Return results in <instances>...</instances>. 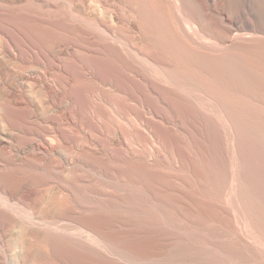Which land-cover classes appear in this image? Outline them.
<instances>
[{
	"label": "bare ground",
	"instance_id": "bare-ground-1",
	"mask_svg": "<svg viewBox=\"0 0 264 264\" xmlns=\"http://www.w3.org/2000/svg\"><path fill=\"white\" fill-rule=\"evenodd\" d=\"M11 13L16 14L14 17L17 18V22L19 23V28L17 26V32L19 35L15 31L14 32L18 36L16 34L14 35H16L17 38L20 36L25 37V34L29 31L30 35L35 37L34 43L30 40V38L28 39V41L30 40V43H33V46H30V51H35V53L38 54L36 51H41L45 39L49 45L54 44L57 47L55 48L56 52H54L53 56H51L52 58L49 57L53 68L47 70V74L54 77L59 75L61 76V79L56 80L55 78L54 80H47L46 74L41 72L40 74H42L43 78L38 82L42 84V87H74L75 89L72 88L74 91H76V89L79 90L78 95L80 97L76 95L78 99H84L83 97L88 95H85V84L89 85L92 82L97 84L106 83L105 85L110 86L111 90L114 87H117V89L123 88L122 90H124V88L126 89V86H131L130 89L132 88V85L136 86L135 88L137 89L135 90H137V93L140 95L138 101L147 111L143 112V117L141 116L143 119L141 118L142 121H140V125L142 128L146 129V132L143 133L146 134L145 138L146 140L148 139L147 141L150 142L154 151L149 149L146 153L145 161L147 166H144L141 163L138 165L140 168L142 165V168L147 170L146 172L144 170V173H149V175L142 174L143 171H140L141 173H138L140 174L139 176H141V174L143 176L137 177V179L134 176L137 181H132V184L135 182L137 186L136 189L125 181L128 177L123 175L124 173L119 175V172H117L119 174H115L116 172L114 173V170L112 172V169L109 170L110 168L108 170L104 169L101 165L104 161L99 163L100 158L98 159L99 162L96 160V163H99L97 166L96 163L93 165L89 163V161H86L85 154L89 151L82 154V157L84 156L83 158H85V160L80 154L79 157H76L78 154H74V156H72L73 154L70 153V150L68 153H70V156L72 157L68 155L63 156V135H65L64 133L66 131L62 129L61 131H64L62 135V133L60 134L57 130H54V128L50 129L48 138H46V135V137H42L40 141L44 146H51V150L46 151V156H42L47 164H44L41 159L36 162L34 161L33 164L36 168H33L32 171L37 172V174H33L34 178H36L35 180H37L39 176H44V178L47 179L46 181H48V177H54L57 182L55 183L52 178L54 183H51L56 187H50L48 189L31 187L30 195L34 198L30 196V198H28L27 195L21 194L20 191L18 192L19 188L22 187V185L20 186L21 181H18L17 183L19 184L18 187L20 186L18 189H16L17 187L15 185L14 188L12 187L13 185L10 186L11 184L9 181H13L14 179V176H12L13 179L9 177L10 173H12L11 175H13V173L18 174L21 171L23 173L22 169L28 165L22 167L21 165L16 164V162L12 161V163H10L9 158L6 157L8 159L7 160L4 156H0V264H8L5 259V254L12 245H16L20 248V261L18 264H28L30 258L36 256L41 257L42 262L38 259L41 264H264V86L263 88L261 87L263 85L262 82L264 83V76L261 75L263 70L260 69L262 68H259V66L256 65V62H259V60L257 59L258 61H256L255 55L252 53V56L254 55L253 60L256 62L251 61V56H249L250 52L247 53L249 57L245 56L246 54L244 55L246 50L248 51V49H251L252 51L254 50L256 52L263 53L264 56V0H0V20H4ZM13 21H15L14 18ZM12 23L9 22V25ZM6 27L9 29L8 26ZM13 27L12 28L16 30L15 25H13ZM1 29L4 28H1L0 26V68L4 74V81L7 80L9 82L12 78H10V76L13 72H16V75L24 73L18 72L23 71V67L26 66L22 67L21 58L23 57L22 55H24L23 52H27V50L23 48L24 43H17L18 41L20 42V40L17 42H11L9 39H7L8 41H3V33L1 32ZM27 34L29 37V33ZM72 34L76 35L73 36L72 39H74V37H78L76 40H79L80 38V43H82H79L78 45L77 41L74 42V40H71V42L67 40V37L65 38L66 35L68 36ZM64 38L66 40H64ZM23 40L25 39L23 38ZM24 42L28 44L26 40ZM73 42L77 45H74ZM14 50L18 51L17 53H19V55L16 51L15 53L12 52ZM43 51L45 50H42V53ZM71 53L76 55L74 56V59L70 61L69 55ZM259 55L261 56L262 54L259 53L257 57H259ZM37 56H39V54ZM60 56L61 58H59ZM68 57L69 62L68 60L64 62L63 59ZM27 60L28 62L26 63H29V60L31 59H26V61ZM62 61L67 64L63 65ZM261 62L263 63L264 61ZM36 64L42 65L41 58L40 60H37ZM31 66L29 67V70L33 71L36 69ZM46 66L44 67L46 68ZM73 66H76V69L73 68ZM221 74L229 78L232 84H223L222 81V84L219 85L218 81L222 76ZM251 75L254 79L251 78ZM22 76L23 75H21V77ZM8 77L10 79H8ZM15 77L12 79H15ZM252 81H255L256 84H253ZM2 82L0 83L2 84ZM93 84L92 86H94ZM31 87L34 89L33 84ZM88 87L87 91H89ZM98 87H101V85L96 87L97 90ZM66 88H64L65 92L67 90ZM4 90L5 89L2 91ZM91 90L93 91L92 88ZM91 90L89 93L92 92ZM106 90L104 91L103 89L101 92H96V99L98 101L96 104L106 101L111 107H113L112 109H114L116 115L123 114L122 104L124 105L123 100H126L127 96L124 98L123 94L122 96L115 94L116 92L114 93V91H116V88L115 90L113 89V92L108 90V94L102 93L106 92ZM131 90L133 91L134 89L132 88ZM131 90L130 94L132 92ZM132 94L134 95V93ZM135 95L137 96L136 92ZM37 96L39 95L37 94ZM135 97H133L134 100L136 99ZM36 98L38 99V97ZM62 98H64V96ZM78 99L76 98L75 100ZM32 100L34 101V99ZM86 101L87 99L85 102ZM235 101L236 103L241 102L250 104V110H248L246 114L252 113L251 115L253 116H251V118L247 116L244 120H238V117L236 118L237 120H235V116L233 114L231 116H234V119L230 117L229 115L231 114V109L233 107L230 110V107H227L232 103L236 104ZM30 102L32 103V101ZM185 102L188 104L190 102L197 108V118L194 123L199 124L201 129L199 126L194 127V129L210 148L209 153L211 154L213 164L212 168L210 167L207 168L209 169L208 171L206 170L209 173V176L214 179V181L218 179L220 180L222 176H228L231 179L230 184L232 187L237 188V190L241 193L239 194L240 198L236 210L243 211L244 209L250 214L249 218L251 216L254 217L252 219L259 224L256 229H259L258 231L261 234L260 236H262L261 240H263V242H261L260 245H258L254 238L253 241L250 239L252 242L241 239L243 240V247L250 253H245L246 251L244 249L245 252L242 251V254H240L241 252L239 249H237V252L239 250L240 253H236L234 252L235 249H220L217 247L219 244L216 246V238L220 236H222L220 238H224L230 234V232L229 234L226 233V235L225 233L223 235L220 233L221 231H224V228L227 225L223 229L221 228L222 230L220 229L218 232L219 228L217 229V222L214 219H218L219 217L212 219V214H208V218L206 217V219L210 222L215 221V224L213 223V226L209 227V231L207 230L210 233L207 234L210 235L209 237H213V239H208L207 237L202 236L203 233H199L200 230H195L197 229V224L200 222V219L203 220L204 217L200 218L201 216L198 215L196 216L197 219H194L195 221L191 220V223H185V220L173 216L168 210L169 207L167 209L165 204V200L167 199H165L166 197L163 198L161 193L164 195L166 192H169L170 194V192L174 191L178 193H185L191 188H189L190 186L188 184H184V182H181L180 184L179 182H173L174 184L170 185L171 183L169 184L167 180H160L159 177H164L165 179L166 176L164 174V176H162L161 173H159L160 171L157 172L158 170L154 169V165L152 163L153 159L151 160V158L155 157L156 154L163 156V153L167 152L176 164L178 163L179 165L181 164L188 167L187 170L190 169L191 172L193 171V176L196 175L195 177L197 178H203L201 173H198L196 168L197 166H195L196 163L192 162V159L194 161V159L197 158H193L192 155L189 154L190 151H182L186 148L182 149L181 147L183 146L178 144L179 142L181 143V140H177L178 143L176 140L174 141L175 138L177 139L180 136L177 135L178 137H176L175 135L178 133L175 128H173L175 125L173 127L171 126L173 129H170L168 125L172 123L174 124L176 119H172L174 122L171 121V117L164 114L166 113L164 112L165 108L162 109L158 106V104L161 103L168 108L172 107L176 110L175 114L178 119L180 118L178 110L180 112L181 109L179 105ZM3 103L1 102L2 105H4ZM78 103L76 104L78 105ZM103 104L104 103H102V105ZM129 105H131V103ZM132 105L130 107H133L134 109V106ZM136 105L137 104L135 103V106ZM95 106L97 107V105ZM103 106L105 108V105ZM22 107L23 106L20 108ZM80 107H82V104ZM126 107L125 111L127 110ZM102 108L103 107L101 106L100 109ZM189 108L191 109L192 107ZM236 108L238 109L242 107ZM50 109L51 107L48 110ZM128 109L130 108L128 107ZM20 111L25 112L22 110ZM106 111L104 112V115L100 114L104 117L106 115ZM93 112L91 113H95L96 117L99 115L98 110L94 113ZM114 112L112 110V113ZM237 112L239 111L237 110ZM241 112H243V108L242 111L240 109L239 113ZM46 113L48 112L46 111ZM184 113L188 114L189 112ZM140 114H138L139 119ZM145 114H150L152 117L148 118ZM246 114L244 113L243 115L246 116ZM8 116V119L6 120L4 117L1 119L0 115V124L3 127L1 138L11 139V141H13V137L10 134L13 133L11 132L12 129H10L11 119H9L10 117ZM181 116L183 115L181 114ZM25 117H28V115ZM183 117L182 120H180L181 122L177 121L179 124H177L179 128L178 130L182 133L186 132L189 134L191 133L189 129L191 128V125L188 121H185ZM100 118L102 117L100 116ZM239 119H241V117ZM14 120L15 119L12 121ZM35 120L34 122L31 121L34 125ZM52 120L55 122L56 119ZM102 121L105 122L104 119ZM134 121H137V119ZM31 122L29 121V123ZM107 122L105 123L106 125ZM119 122H117V124ZM16 125L18 124L16 123ZM124 126L126 127V125ZM139 126L137 128H139ZM95 129H97L96 126ZM90 130L92 131V128H90ZM99 131L101 130H98L97 132ZM17 133L19 134V132ZM42 133L44 134V132ZM173 133H175V138L173 137ZM111 135H113V133ZM139 135L140 134L138 133V138L141 136ZM95 137L96 136L94 135V139ZM67 138L69 140L70 136H67ZM98 138L100 139V137ZM19 139L22 140L23 138L19 135ZM73 139L75 140V137ZM142 139L140 141L138 139L137 140L138 142H141ZM185 139L186 138L183 140ZM82 141L85 142H78V145L82 143L84 145V143H86V140ZM198 141L199 138L197 142ZM186 142L185 144H187ZM192 143L194 142L192 141ZM8 144L11 145L10 142H8ZM21 144L23 145L22 142ZM155 144L157 146H154ZM185 144H183L184 147L186 146ZM196 146L197 145H194L193 148ZM130 147L133 146L130 145ZM112 151H115V149L113 150L112 148ZM77 152L79 153V151ZM116 152L118 153V150ZM140 152L142 153L141 150ZM203 152L202 154L204 155L205 152ZM198 153L201 154L200 151L197 152V154ZM0 154L3 153L0 151ZM143 154H141V156ZM122 156L123 155H121V158ZM205 157L206 156H203L202 159ZM87 158L89 159V156H87ZM117 158L115 156L116 160H118ZM130 160H132L131 157ZM61 161L67 164V168H60L63 166ZM204 162L201 160V164H206V162ZM209 163H211L210 160L208 164ZM176 164L173 165L177 166ZM111 165H113V163ZM117 166L114 165V167ZM107 167H110V165L108 164ZM119 167L120 166H118V168ZM158 167L162 168L161 166ZM142 168L141 170H143ZM128 169L130 171V168ZM115 170H117V168ZM32 171L31 173H33ZM26 172H28V170ZM26 172L24 171V173ZM156 173L161 175L158 177L159 180L154 178V174L156 175ZM150 174L153 175L154 179H152ZM170 174H172L174 178L176 177L173 173ZM26 175H24V177H20L21 175L18 177L24 180ZM184 175L182 174L181 176ZM173 176H171V178ZM18 177L16 175V181ZM186 177L185 179L188 182V175ZM20 178L18 180H20ZM28 178L30 179V177L25 179L27 180ZM45 179L42 180V184ZM152 180L156 181L153 182ZM226 180L223 184L227 187L229 186V179L227 181ZM201 182L204 181L202 180ZM219 183H221V181ZM198 184L201 186V183ZM205 185H207V183ZM220 186L219 188L223 187ZM191 187L193 188L192 185ZM226 191L229 193L232 192V190L231 192L230 190ZM196 192L199 191L197 190ZM216 192L218 193V190ZM232 194H229L231 195V198ZM181 195L182 194H177L178 198ZM198 196H201L200 193L196 194L194 197L195 203L193 202L196 208L204 202L207 203L205 198ZM189 199H191V197H189ZM232 201L235 202L234 200ZM185 202H187V200ZM218 202L220 203V201ZM180 203L181 202H178L179 205H181ZM188 203L189 202L185 204L189 205ZM173 204H175V200ZM209 204L210 203H208V205ZM216 204L217 202L215 205ZM183 205L181 206L183 207ZM205 205H202V207ZM235 205H231L233 209ZM201 208H198V211L202 210ZM204 208L206 209L208 206L203 207V210ZM185 211H183V213H185ZM226 211L227 213H230V209L229 211L228 209ZM191 212L193 214V211ZM177 213L179 214V212ZM180 214L182 216L181 211ZM223 214H225L224 211ZM226 214L224 216H226ZM202 215L206 216L204 213ZM230 215H233L232 212ZM227 216L229 215L227 214ZM223 218L224 217H222V219ZM230 219L228 220L230 221ZM5 220L10 222V228L6 232L3 231L4 229H1L3 227H1V224ZM239 220H242V218ZM247 220L244 221V225L247 223ZM253 221L251 222L253 223ZM205 222L207 221H204L203 223ZM257 223H254V225H257ZM241 224H237L238 227H242ZM248 224L250 225V222ZM201 225L202 223L200 226ZM221 226L222 224L220 227ZM251 226L254 229L253 225ZM201 227L200 229H202ZM244 227L246 228V226ZM228 230L230 229L228 228ZM247 230L245 229V231ZM252 237L253 236L251 234V238ZM229 240L231 239L226 238V243H228ZM237 241L241 242L239 240ZM230 243L231 244L226 245H233L234 247L241 244L238 247H242V243H238V245H234L232 242ZM15 261H13V263Z\"/></svg>",
	"mask_w": 264,
	"mask_h": 264
},
{
	"label": "rangeland",
	"instance_id": "rangeland-1",
	"mask_svg": "<svg viewBox=\"0 0 264 264\" xmlns=\"http://www.w3.org/2000/svg\"><path fill=\"white\" fill-rule=\"evenodd\" d=\"M11 15V16H10ZM7 18H5V19H7V20H0V26H1V28H4V29H1V32L3 33V41H8L7 39H9L11 42H17L18 40H20V42L18 41L17 43H21V44H23L24 43V45H23V48L25 49V50H27V52H29L30 50H31V47L33 46V43H34V41H35V37L34 36H32V35H30V32L28 31L27 33H29V37L27 36L28 34L26 33L25 34V37L24 36H20V37H18L17 38V36L19 35L18 34V32H17V26H18V28H19V23L17 22V18H15L14 16H16V14H14V13H11ZM10 17V18H9ZM12 18V19H11ZM13 18H14V20L15 21H13ZM11 19V20H10ZM7 21V22H6ZM9 22H13L12 24H10L9 25ZM16 23V24H15ZM12 25V26H11ZM13 25H15V29L16 30H14L13 28ZM3 26V27H2ZM5 26V27H4ZM6 26H8L9 27V29L6 27ZM13 27V28H12ZM7 30H6V29ZM11 28V29H10ZM13 29V30H12ZM6 30V31H5ZM10 30V31H9ZM18 34H16L15 32ZM4 32H5V34H4ZM6 32H8V33H6ZM10 32H12V33H10ZM2 33H1V38H2ZM9 36H8V35ZM12 34V35H11ZM14 34H16V35H14ZM11 35V36H10ZM5 36V37H4ZM31 36V37H30ZM68 36H71V37H68ZM66 35L65 36V38L67 37V40L68 41H73L74 40V42H76L77 41V44L79 45V43H80V38H79V40H76L78 37H74V39H72L73 38V36H76L75 34L73 35ZM20 38H22V39H20ZM23 38L28 42V44H30V45H28V44H26V42H24L25 40H23ZM30 38V40L33 42H29L28 41V39ZM64 38V40H66ZM69 38V39H68ZM15 39V40H14ZM33 39V40H32ZM23 40V41H22ZM46 39L44 40V43H43V47H42V49H41V51L39 52V51H36L38 54H39V56H37L38 54H36L35 53V51H30L31 52V54H30V52L29 53H27L26 51H24L23 52V54L25 55H22L23 57V59L21 58V65H22V67L23 66H25V67H23V71H19V70H17V71H19L18 73H21V72H24V73H21V74H18V75H16V72H13L12 73V75L10 76V78L12 77V78H14L15 76V79H10L9 77H8V79H10L9 80V82L6 80V81H4V74H3V72H2V70H1V68H0V76H1V78H0V82H2V88H1V85H0V101L4 104V105H2L1 104V102H0V109H1V111H0V115H1V119L4 117L6 120L8 119L7 118V116L8 117H10L9 119H11L10 121H11V124H10V129H12L11 130V132H13V133H10L11 135H12V137H13V141H11V139H2L1 137H2V132H3V127H2V125L0 124V151H1V153H3V154H0V156L2 157V156H4L5 157V159H7V158H9V162L10 163H12V161L13 162H16V164H19V165H21L22 167H24V166H26V165H28V166H26V167H24L22 170H23V173H22V171L21 172H19L18 174L17 173H13V175H11L12 173H10L9 174V177H11L12 178V176H14L12 179H13V181L12 180H9L10 181V186H12L13 188H14V185L17 187H15L16 189H18L21 185H22V187H20L19 188V190H18V192L20 191V193L21 194H23V195H27L28 196V198H30V197H32V195H30L31 194V187H36V188H38V187H40V188H45V189H48V188H52V187H56L54 184H52V183H56L57 182V180L54 178V177H48V181H46L47 179H45L44 178V176L43 177H38V176H36V177H38V179L37 180H35L36 178H34V173L35 174H37V172L36 171H32L33 170V168H36L35 166H34V164H33V162L35 161H38V160H40L41 159V161L44 163V164H47V162L44 160V158H42V156H46V154H47V152L46 151H50L51 150V146L50 145H47V146H44L43 144H42V142H40L41 141V139H42V137H46V135H47V137L46 138H48V134H49V130L50 129H53L54 128V130H57L60 134L62 133V135H63V133H64V131H66L64 134L65 135H63L64 136V144H63V146L62 147H64V149H62L63 150V156H70L71 154H73L72 156H74V154L76 155V154H78V155H76V157L78 156H80L81 155V157H82V154H85L87 151H89V152H87V154H85V158H86V161H89V163H91V164H93V165H95V163H96V160H97V162H99V163H101V161L104 163H101V165H102V167L104 168V169H106V170H108L109 168V170H111L112 172H113V170H114V173L115 174H119V175H122L123 173V175H125V176H127L128 177V179H126L125 181L128 183V184H130L131 186H133L134 188H136L137 189V186H136V184H135V182H133V184H132V181H137L136 179H137V177H141V176H143L142 174H145L144 173V170H145V172L147 171L146 169H143L142 168V165H144V166H147V164H146V161H145V156H146V153L148 152V150L149 149H151L152 151H154V149H153V147H152V145L150 144V142L149 141H147L146 140V134H144L143 132H146V129H144V128H142V126L140 125L141 124V122L140 121H142V114H143V112H147L146 111V109L144 108V107H142L141 106V104L139 103V101H138V99L140 98V95L137 93V90H135V89H137V88H135L136 86H133L132 85V88L135 90H131L130 89V87L129 86H126V89L124 88V90H122L121 88H118L117 89V87H114V88H112V90H111V88H110V86H108V85H105L106 83H95V82H92L91 84H85V87H86V93H85V95L86 94H88V95H86V96H84L83 98L84 99H78V97H80L78 94V92H79V90L78 89H76V91H74L73 89H75L74 87H70V86H68L67 88L66 87H55V88H45V87H42V84H40V82H38V81H40L42 78H43V76H42V74H40L41 72L42 73H45L46 74V78H47V80H54L55 78H56V80L57 79H61V76H52V75H50V74H47V70H49L50 68H53V66H52V64H51V62H50V58H52L51 56H53V53L54 52H56V49L55 48H57L56 47V45H49L48 44V42L46 41ZM71 41V42H72ZM73 42V43H74ZM48 44V46H47V44ZM82 43V42H81ZM80 43V44H81ZM26 44V45H25ZM76 43H74V45H77ZM32 45V46H31ZM31 46V47H30ZM51 46H52V48H51ZM21 47H22V45H21ZM29 47H30V49H29ZM44 48V49H43ZM51 48V49H50ZM42 50H45V51H43V53H42ZM50 50V51H49ZM15 51L16 50H14V51H12V52H14L15 53ZM49 51V52H48ZM251 49H248V51L246 50V53L244 52V55L245 56H248V54L247 53H249L250 52V54H249V56H251V61H255V60H253V56L255 55V58H256V61H258L259 60V62H256V65L257 66H259V68H262V69H260V70H263L264 71V67H262V66H264V62L262 63L261 61H264V56H263V53H261V52H256V51H252ZM18 51H16V53H17ZM13 53V54H14ZM27 53V54H26ZM36 55H35V54ZM45 53V54H44ZM47 53H48V55H47ZM252 53L254 54L253 56H252ZM262 54L261 56L259 55V57H257V55L258 54ZM18 55H19V53H17ZM17 54H16V56H17ZM40 54H42V55H40ZM45 55V56H44ZM76 54H70L69 55V57H70V61L71 60H73L74 59V56H75ZM29 56V57H28ZM34 56V57H33ZM35 56H37V57H35ZM40 56H42V57H40ZM248 56V57H249ZM262 56H263V58H262ZM33 57V58H32ZM50 57V58H49ZM69 57L68 58H66V59H63V61L64 62H66L67 60H68V62H69ZM40 58H41V63H42V65L40 64V65H38V64H36L37 63V60L39 59L40 60ZM49 58V59H48ZM59 58H61V56L59 57ZM72 58V59H71ZM254 58V59H255ZM26 59H31V60H29V63H26V62H28V60L26 61ZM34 59V60H33ZM258 59V60H257ZM34 62H33V61ZM47 60V61H46ZM261 60V61H260ZM62 61V64L63 65H66L64 62ZM31 62V63H30ZM43 62H44V65H43ZM46 62V63H45ZM25 63V64H24ZM34 63H35V65H34ZM51 64V65H50ZM259 64V65H258ZM31 65H33V66H31ZM47 65V66H46ZM28 66V67H27ZM35 67L36 69H34L33 71L32 70H29V67ZM38 66V67H37ZM44 66H46V68L44 67ZM70 66V65H69ZM41 67V68H40ZM71 67V66H70ZM40 68V69H39ZM73 68H75L76 69V66H73ZM40 71V72H39ZM263 71H262V76H264V73H263ZM32 72V73H31ZM36 72V73H35ZM25 74V75H24ZM13 75H14V77H13ZM21 75H23L22 77H21ZM222 76H221V78L219 79V85H221L222 84V81H223V84H226L227 83V85H231L232 84V82L229 80V78H227V77H225V76H223V74H221ZM57 77H59V78H57ZM17 78H18V80H17ZM21 78V79H20ZM52 78V79H51ZM251 78L252 79H254L253 77H252V75H251ZM33 80H34V82H33ZM36 80V81H35ZM31 81V82H30ZM11 83H14V84H11ZM30 83H32L33 84V86H34V89H32V84H30ZM37 83V84H36ZM94 83V84H93ZM252 83L253 84H256V82L254 81H252ZM36 84V85H35ZM92 84L94 85V86H92ZM261 84V83H260ZM263 84V85H262ZM262 88H263V86H264V83L262 82ZM7 85V86H6ZM30 85V86H29ZM96 85V86H95ZM101 85V87H98V90H97V86H100ZM12 86V87H11ZM88 86H90V87H88ZM104 86H105V88H104ZM260 86V85H259ZM8 88V89H6V88ZM31 87V88H30ZM35 87H36V89H35ZM38 87V88H37ZM87 87H88V90L90 91L91 90V88L93 89V91L92 92H90L89 93V91H87ZM108 87H109V89H108ZM233 87V86H232ZM28 88V89H27ZM61 88V89H60ZM64 88H66L67 90H66V92H65V90H64ZM96 90H95V89ZM101 88H103L104 89V91L106 90V92H102V93H104V94H108L109 93V91L108 90H110V92L112 91L113 92V89L115 90V88H116V91H114V93L115 94H118L119 96H122V94H123V97L125 98V96H127V99L125 100H123L124 101V105L122 104V108H123V114H121V115H116L115 114V112H114V109H112L113 107H111L106 101H104V102H102V103H104L103 105H105V108H104V106L102 105V103H100V104H96V103H98V101H97V99H96V95H97V93L96 92H101L103 89H100ZM128 88V89H127ZM3 89H5L4 91H7V92H4V91H2ZM30 89V90H29ZM41 89V90H40ZM34 90V91H33ZM36 90V91H35ZM40 90V91H39ZM43 90V91H42ZM47 90V91H46ZM49 90V91H48ZM51 90V91H50ZM122 90V91H121ZM130 90L132 91L131 92V94H130ZM10 91V92H9ZM32 91V92H31ZM75 93H73V92ZM40 92H42V93H40ZM63 92V93H62ZM77 92V93H76ZM88 92V93H87ZM127 92H129V93H127ZM135 92H136V94H137V96L135 95ZM264 92V91H263ZM5 93V94H4ZM13 93V94H12ZM32 94V96H31V94ZM35 93H36V95H35ZM47 93V94H46ZM70 93H71V95H70ZM132 93H134V95L132 94ZM10 94V95H9ZM37 94L39 95V96H37ZM43 96V98H42V96ZM58 94V95H57ZM62 94V95H61ZM93 94V95H92ZM128 94H130V95H128ZM35 95V96H34ZM68 95V96H67ZM70 95V96H69ZM76 95H78V97L76 96V98L78 99V100H75L76 98H75V96ZM89 95H91V96H89ZM132 95V96H131ZM6 96V97H5ZM22 96V97H21ZM41 96V97H40ZM61 98H60V97ZM64 96V98H62ZM88 96V97H87ZM94 96V97H93ZM131 96V97H130ZM136 96V97H135ZM3 97V98H2ZM36 97H38V99L36 98ZM67 99H66V98ZM68 97H70V98H68ZM72 97V98H71ZM91 97H92V99H91ZM130 97V98H129ZM133 97H135L136 99L134 100V98ZM51 98V99H50ZM53 98V99H52ZM56 98V99H55ZM87 99V101L88 100H90V101H88V103H90V104H88L87 103V101L85 102V100ZM32 99H34V101L32 100ZM42 99V100H41ZM45 99V100H44ZM47 99V100H46ZM131 99V100H130ZM142 99V98H141ZM39 100V101H38ZM74 100V101H73ZM84 100V101H83ZM128 100V101H127ZM133 100V101H132ZM138 102H137V101ZM30 101H32V103L30 102ZM41 101H42V104H41ZM63 101V102H62ZM81 101V102H80ZM94 101V102H93ZM136 101V102H135ZM8 102V103H7ZM55 102V103H54ZM66 102V103H65ZM69 102V103H68ZM78 102H80V103H78ZM85 102V103H84ZM23 103V104H22ZM40 103V104H39ZM45 103V104H44ZM76 103H78V105L76 104ZM94 103V104H93ZM123 103V102H122ZM131 103V105L132 106H134V109H135V111H134V109H133V107L131 108L130 106L131 105H129ZM135 103L138 105V107H137V105L135 106ZM235 103H236V101H235ZM237 103H239V104H237ZM236 104H234V103H232V104H230V105H228V107H227V105H226V107L227 108H229V110L231 109V114L229 115L230 117H232L231 115L233 114L234 116V118H235V120H244V119H246V117L248 116L249 118H251V116H253V115H251L252 113H248V114H246L247 113V111L248 110H250V108L249 107H251V105L250 104H248V103H241V102H237ZM74 104V105H73ZM81 104H82V107H80L81 106ZM92 104V105H91ZM128 104V105H127ZM183 104V105H182ZM185 104H186V106H185ZM33 105V106H32ZM35 105V106H34ZM77 105V106H76ZM95 105H97V107L95 106ZM103 107L102 109H100L101 108V106ZM189 105V106H188ZM190 105H192V103H190L189 102V104L188 103H181V105H179L180 106V112H179V110H178V113L180 114V118H178L177 119V117H176V114H175V112H176V110H174L172 107H170V108H168L167 106H165V105H163V104H161V103H159L158 104V106L159 107H161L162 109H164L165 108V111L164 112H166V113H164L163 111V113L164 114H166V115H168V117L170 116L171 118H170V120L171 121H173L174 122V120L176 119V121L174 122V124L172 123V124H169L168 126L170 127V129H173V128H175V130L178 132V133H173V135L175 134L176 135V137H178V136H180L179 138H175V135L173 136L175 139H174V141L176 140H181V143L179 142L178 143V141H177V143L180 145V146H183V147H181L182 149L183 148H186V149H183L182 151H184V150H186L187 152H189V154H191L192 155V157L193 158H197V159H194V161H193V159H192V162H194V163H196V165L195 166H197L196 168H197V170H198V173H201V176L203 177V178H197V177H195L196 175H194L193 176V171L191 172V170L189 169V170H187V168L188 167H185V166H183V165H179L178 163L176 164L174 161H173V159L171 158V156H170V154H168L167 152H164L163 153V156H159L158 154H156L155 155V157H153V158H151V160H152V163H153V165H154V169H156V170H158L157 172H159V173H161V175L162 176H166L165 177V179H164V177H162V178H160L159 176H161V175H159V174H157L156 173V175L154 174V178L155 179H158V177H159V179L160 180H167V182L170 184V185H172V184H174L173 182H179V184L181 183V182H184V184L186 183V184H188L190 187L189 188H191L190 190H188V191H186L185 193H178V192H176V191H174V192H170V194H169V192H166V194L164 195L163 193H161V195H162V197L163 198H165V199H167V200H165L166 201V206H167V209H168V207H169V211H170V213H172V215L173 216H176V217H179V218H181L182 220H185L184 222L185 223H191L192 221H195L194 219H197V217L196 216H201L200 218H203V220L202 219H200V222L202 223V227L200 226V222H198V224H197V229H195V230H200L199 231V233H203L202 234V236L204 237H207L208 239L210 238V239H213V237H209L210 235H208V234H210L208 231V229H209V227H211V226H213L212 224L214 223L215 224V221L217 222V229H218V232L220 231V229L222 228H224L226 225V227L224 228V231L222 232H220L221 233V235H223L224 233H225V235H226V233L227 234H229V232H230V234L227 236V237H224V238H220V237H222V236H220V237H218V238H216L215 239V244H216V246L218 247V248H223V249H228V248H230V249H235V251L234 252H236V253H238L239 252V250H240V254H242V251L243 252H245V253H250L249 251L247 252V250L243 247V240H248V241H250V242H252L253 241V238H254V240L258 243V245H260L261 244V242H263V240H261V238H262V236H260L261 234L259 233V229L257 230L256 228H258V226H259V224L257 223V222H255V220L254 219H252V218H254V217H250L249 218V216H250V214L248 213V212H246L244 209H243V211H237L236 210V207L238 206V201H239V198H240V195L239 194H241L240 193V191L239 190H237V188H234V187H232V185L230 184L231 183V179L228 177V176H222V177H224V178H220V180L218 179V180H215L214 181V179H212L210 176H209V173L207 172L209 169H207V168H212V164H213V160H212V157H211V154L209 153V146H208V144L202 139V138H200V136L197 134V132H196V130L194 129V127H198L199 126V128H200V125L199 124H197V123H194L195 121H196V113H197V108L194 106V105H192V106H190ZM235 105H236V107H242L243 108V112H241V113H239L240 112V109H241V111H242V108H236L235 107ZM249 105V106H248ZM21 106H23L22 108H20ZM40 106V107H39ZM45 108H44V107ZM69 106V107H68ZM94 106V107H93ZM107 106H108V108H107ZM126 106H128L130 109H128V107H126ZM184 106H185V108H184ZM188 106V107H187ZM41 107H43L44 108V110H43V108H41ZM51 107V109L50 110H48L49 108ZM77 107V108H76ZM87 107H88V109H87ZM91 107V108H90ZM93 107V108H92ZM125 107H126V109L127 110H129V111H125ZM136 107V108H135ZM140 107V108H139ZM189 107H192L191 109L189 108ZM246 107H248V108H246ZM82 110H81V109ZM84 108V109H83ZM100 110H99V109ZM107 108V109H106ZM245 108V109H244ZM23 109H26V110H23ZM47 109V110H46ZM90 109V110H89ZM139 109H140V111H139ZM183 109V110H182ZM190 109V110H189ZM236 109V110H235ZM8 110V111H7ZM17 110H19V111H17ZM20 110H22V111H25V112H21ZM36 110V111H35ZM81 110V111H80ZM84 110H86V111H84ZM96 110H98V113H99V115L96 117V115H95V111ZM106 111V115L103 117V115L105 114L104 112ZM112 110H113V112L114 113H112ZM144 110V111H143ZM237 110L239 111V112H237ZM7 111V112H6ZM31 111V112H30ZM46 111L48 112V113H46ZM82 111H83V113H82ZM88 111V112H87ZM90 111V112H89ZM94 111V112H93ZM100 111V112H99ZM101 111H103V112H101ZM134 111V112H133ZM169 111V112H168ZM235 111V112H234ZM245 111V112H244ZM45 112V113H44ZM56 112V113H55ZM77 112V113H76ZM91 112H93L94 114H92ZM126 112V113H125ZM137 112V113H136ZM140 112H141V114H140ZM167 112H168V114H167ZM182 112V113H181ZM184 112H189L188 114H185ZM7 115H6V114ZM103 114V115H101V114ZM235 113V114H234ZM246 114V116L245 115H243V114ZM28 115V117H25V116H27ZM115 114V115H114ZM134 114V115H133ZM138 114H140V119H139V115ZM172 114V115H171ZM175 116H174V115ZM178 114V115H179ZM181 114L184 116H181ZM6 115V116H5ZM13 115V116H12ZM48 115V116H47ZM57 115V116H56ZM89 115H91V116H89ZM95 115V116H94ZM111 117H110V116ZM114 115V116H113ZM129 115V116H128ZM241 115V116H240ZM242 115H243V117H242ZM250 115V116H249ZM16 118H15V117ZM25 118H24V117ZM53 116V117H52ZM75 116H76V118H75ZM93 116V117H92ZM100 116L102 117V118H100ZM117 116V117H116ZM142 116V117H141ZM145 116H148V118H150V117H152L150 114H145ZM241 117V119H239L240 117ZM47 118V120H46V118ZM61 119H60V118ZM86 117H87V119H86ZM90 117H91V119H90ZM99 117V118H98ZM112 117H113V119H112ZM116 117V118H115ZM126 117V118H125ZM131 117V118H130ZM133 117V118H132ZM182 117H183V119L185 120V121H188L189 123H190V125H191V128H189L190 129V131H191V133H186V132H184V133H182L180 130H178L179 128H178V122L177 121H180V120H182ZM232 117V118H233ZM238 117V118H237ZM15 119L14 121H16V122H14V121H12L13 119ZM49 118H50V120H49ZM94 120H93V119ZM233 118V119H234ZM237 118V119H236ZM1 119H0V122H1ZM26 119H27V121L29 120L30 122L32 121V122H34V120L35 119H37V120H35V125L31 122V123H29V121L27 122L26 121ZM52 119H56L55 120V122L52 120ZM105 120V122H103L102 120ZM122 119V120H121ZM137 119V121H134V120H136ZM172 119H174V120H172ZM46 120V121H45ZM52 120V121H51ZM85 120V121H84ZM100 120V121H99ZM108 122H107V121ZM116 120V121H115ZM58 122V124H57V122ZM63 121H64V123H63ZM67 121V122H66ZM84 121V122H83ZM93 123H92V122ZM119 121H123L122 123L121 122H119ZM37 122V123H36ZM69 122V123H68ZM79 122V123H78ZM91 122V123H90ZM96 122H97V124H96ZM99 122H101V123H99ZM107 122V125L105 124ZM109 122H110V125H109ZM117 122H119L118 124H117ZM137 122V123H136ZM181 122V121H180ZM3 123V122H2ZM15 123V124H14ZM16 123L18 124V125H16ZM42 123V124H41ZM48 123V124H47ZM60 123V124H59ZM67 123V124H66ZM74 123V124H73ZM83 125H81V124ZM84 123V124H83ZM127 123V124H126ZM4 124V123H3ZM22 124H24V125H22ZM64 124H66V125H64ZM92 126H91V125ZM95 124V125H94ZM99 124V125H98ZM105 124V125H104ZM126 125V127L124 126V125ZM137 124H138V126H139V128H137L138 126H137ZM178 124V125H177ZM16 125V126H15ZM49 125V126H48ZM51 125V126H50ZM58 125H60V126H58ZM88 125V126H87ZM94 125V126H93ZM103 125V126H102ZM121 125V126H120ZM175 125V127H173ZM11 126H13V127H11ZM18 126V127H17ZM19 126H20V128H19ZM55 126V127H54ZM72 126V127H71ZM82 126V127H81ZM91 126V127H90ZM95 126H96V128L97 129H95ZM100 126V127H99ZM108 128H107V127ZM113 126V127H112ZM171 126L173 127V128H171ZM15 127V128H14ZM28 127V128H27ZM57 127V128H56ZM102 127V128H101ZM104 127H105V129H104ZM30 128V129H29ZM59 128H60V131L63 129L64 131L62 132H60L59 131ZM72 128H74V129H72ZM75 128H76V130H75ZM90 128H92V131H93V133H92V131L90 130ZM124 130H123V129ZM138 130H137V129ZM15 129V130H14ZM33 129V130H32ZM78 129V130H77ZM96 130V132H95V130ZM132 129V130H131ZM201 129V128H200ZM14 130V131H13ZM45 130V131H44ZM98 130H101V131H99V132H97ZM110 130V131H109ZM120 130H121V132H120ZM130 130V131H129ZM30 131V132H29ZM31 131H32V133H31ZM47 131V132H46ZM70 132V134H69V132ZM72 131V132H71ZM111 131H113V132H111ZM114 131H115V133H114ZM126 131V132H125ZM17 132H19V134L17 133ZM27 132V133H26ZM42 132H44V134L42 133ZM46 132V133H45ZM88 132V133H87ZM105 132V133H104ZM67 133V134H66ZM75 133V134H74ZM76 133H78V134H76ZM87 135H86V134ZM98 133V134H97ZM104 133V134H103ZM113 133V135H111V134ZM121 133V134H120ZM126 135H124V134ZM127 133V134H126ZM138 133L141 135H139L140 137L138 138ZM81 134V135H80ZM88 134H89V136H88ZM93 136H92V135ZM19 135L23 138L22 140H20L19 139ZM44 135V136H43ZM74 135V136H73ZM94 135L96 136L95 137V139H94ZM105 135V136H104ZM143 135H144V137H143ZM178 135V136H177ZM17 136V137H16ZM66 136V137H65ZM67 136H70V138H69V140H68V138H67ZM73 136V137H72ZM78 136V137H77ZM118 138H117V137ZM187 136V137H186ZM189 136V137H188ZM192 136V137H191ZM35 137V138H34ZM75 137V140L77 141V140H81L80 142L79 141H75L73 138ZM80 137V138H79ZM98 137H100V139L98 138ZM114 137V138H113ZM125 137V138H124ZM143 139H142V138ZM182 137H183V139L184 138H186L185 140H183L182 139ZM199 138V141L197 142V140H198V138ZM34 138V139H33ZM38 138V139H37ZM65 138H66V140H65ZM76 138H79V139H76ZM111 138V139H110ZM130 138V139H129ZM132 138V139H131ZM195 138H196V140H195ZM27 139H29V140H27ZM36 139V140H35ZM89 139V140H88ZM114 139V140H113ZM129 139V140H128ZM140 141L141 139H142V141L141 142H138V140ZM191 139V140H190ZM18 140V141H17ZM27 140V141H26ZM38 140V141H37ZM82 140H86V143H84V145H83V143L82 144H79L78 145V142L79 143H81V142H85V141H82ZM91 140V141H90ZM100 140V141H99ZM111 140V141H110ZM184 142H183V141ZM20 141V142H19ZM24 141H26V142H24ZM30 141V142H29ZM71 142V143H69V142ZM90 141V142H89ZM107 141H108V143H107ZM116 141V142H115ZM129 142V145H128V142ZM131 141V142H130ZM187 141V142H186ZM192 141L194 142V143H192ZM201 141V142H200ZM8 142H10L11 143V145H9L8 144ZM21 142L23 143V145L21 144ZM29 142V143H28ZM92 142V143H91ZM94 142V143H93ZM97 142V143H96ZM121 142V143H120ZM182 142H183V144H185V142L187 143V144H185L186 146L184 147V145L182 144ZM20 143V144H19ZM24 143H27V144H24ZM31 143V144H30ZM38 143V144H37ZM40 143V144H39ZM88 143V144H87ZM96 143V144H95ZM138 143V144H137ZM201 143V144H200ZM86 144V145H85ZM94 144V145H93ZM110 144V145H109ZM115 144V145H114ZM143 144V145H142ZM193 144V145H192ZM206 144V145H205ZM74 145V146H73ZM78 145V146H77ZM81 145V146H80ZM95 145H97V146H95ZM100 145V146H99ZM113 145V146H112ZM130 145H132L133 147H130ZM142 147H141V146ZM194 145H197L195 148H193L194 147ZM21 146V147H20ZM32 146V147H31ZM37 146V147H36ZM55 146H56V144H55ZM68 146V147H67ZM102 146V147H101ZM151 146V147H150ZM154 146H157L156 144L154 145ZM3 147V148H2ZM23 147V148H22ZM77 147V148H76ZM89 147V148H88ZM96 147V148H95ZM121 147V148H120ZM197 147H200V148H197ZM7 148V149H6ZM22 148V149H21ZM27 148V149H26ZM80 148V149H79ZM82 148V149H81ZM99 148V149H98ZM110 148V149H109ZM112 148H113V150L115 149V151H112ZM125 148V149H124ZM141 148V149H140ZM3 149V150H2ZM26 149V150H25ZM33 149V150H32ZM49 149V150H48ZM76 151H75V150ZM85 149V150H84ZM109 149V150H108ZM127 149H129V150H127ZM188 149V150H187ZM198 149V150H197ZM6 150V151H5ZM66 150V151H65ZM71 152H70V151ZM92 150V151H91ZM97 150H99V151H97ZM106 150V151H105ZM108 150V151H107ZM111 150V151H110ZM118 150V153L116 152ZM124 150V151H123ZM140 150L142 151V153L140 152ZM196 150H197V152H199L200 151V153L201 154H197V152H196ZM9 151H10V154H9ZM22 151V152H21ZM26 151H27V153H26ZM65 151V152H64ZM68 151L71 153H68ZM77 151H79V153L77 152ZM119 151H120V153H119ZM123 151V152H122ZM129 151V152H128ZM132 151V152H131ZM205 153H204V152ZM6 152V153H5ZM36 152H37V154H36ZM42 152V153H41ZM77 152V153H76ZM101 152V153H100ZM202 152L204 153V155L202 154ZM32 153V154H31ZM91 154V155H89V154ZM109 153V154H108ZM123 153V154H122ZM144 153V154H143ZM80 154V155H79ZM92 154H94V155H92ZM123 155L122 156V158H121V155ZM127 154V155H126ZM141 154H143L142 156H141ZM89 156V159L87 158V156ZM114 155V156H113ZM131 155V156H130ZM200 155H202V156H200ZM15 157V159H14V157ZM28 156V157H27ZM72 156H70V157H72ZM102 156H103V158L104 159H106V160H104L103 158H102ZM115 156H116V158L118 159V160H116L115 159ZM124 156H126V157H124ZM203 156H206L209 160H210V162L211 163H209L208 164V162H209V160L205 157V158H203L202 159V157ZM3 157V158H4ZM7 157V158H6ZM17 157V158H16ZM84 157V156H83ZM82 157V158H83ZM108 157V158H107ZM114 157V158H113ZM130 157H131V159L132 160H130ZM143 157V158H142ZM11 158V159H10ZM18 158H19V160H18ZM85 158H83L84 160H85ZM94 158H95V160H94ZM100 158V159H99ZM25 159V160H24ZM98 159H99V161H98ZM109 159V160H108ZM114 159H115V161H114ZM126 159V160H125ZM205 159H206V161H205ZM8 160V159H7ZM18 160V161H17ZM24 160V161H23ZM30 160V161H29ZM93 160V161H92ZM111 160V161H110ZM122 160V161H121ZM141 160V161H140ZM201 160H202V162H206V164H201ZM154 161V162H153ZM208 161V162H207ZM62 162V164H63V166L62 167H60V168H62V169H65V168H67V164L66 163H64L63 161H61ZM110 162V163H109ZM113 163V165H111L112 163ZM122 162V163H121ZM126 162V163H125ZM200 162V163H199ZM204 162V163H205ZM23 163V164H22ZM26 163V164H25ZM28 163V164H27ZM99 163H96V166H97V164H99ZM106 163V164H105ZM139 163H141L140 165H141V168L143 169V170H141V168H140V166H138L139 165ZM144 163V164H143ZM155 163V164H154ZM198 163V164H197ZM231 163H232V160H231ZM31 166H30V165ZM108 164L110 165V167H107L108 166ZM129 164H131V165H129ZM158 164V165H157ZM176 164L177 166H179V167H177V166H174V165ZM222 164H223V162H222ZM226 164V163H225ZM100 165V166H101ZM114 165L115 166H120L121 167V169H120V167L118 168V166L117 167H114ZM123 165V166H122ZM125 165V166H124ZM127 165H129V166H127ZM155 165H156V167H155ZM206 165V166H205ZM208 165V166H207ZM132 166V167H131ZM143 166V167H144ZM158 166H161L162 168H160V167H158ZM112 167V168H111ZM114 167V168H113ZM126 167V168H125ZM183 167V168H182ZM117 168V170H115ZM124 169V171H123V169ZM128 168H130V171H129V169ZM144 168H146V167H144ZM158 168H160V169H158ZM177 168V169H176ZM180 168V169H179ZM26 169V170H25ZM140 169V170H139ZM163 169V170H162ZM201 169V170H200ZM28 170V172H26ZM172 170V171H171ZM176 170V171H175ZM207 170V171H206ZM235 170H237V169H235ZM24 171L26 172V173H24ZM31 171L33 172V173H31ZM122 171V172H121ZM140 171H143L142 172V174H141V176H139L140 174H138V173H141ZM190 171V172H189ZM202 171V172H201ZM117 172H119V173H117ZM127 172V173H126ZM131 172V173H130ZM177 173V174H175V173ZM21 173V174H20ZM148 173V172H147ZM170 173H173L176 177V179L174 178V176L172 175V174H170ZM184 175V176H181L182 174ZM188 173V174H187ZM191 173V174H190ZM204 173H206V174H204ZM27 174V175H26ZM29 174V175H28ZM127 174V175H126ZM164 174V175H163ZM208 174V175H207ZM16 175H17V177L18 176H20V177H24V175H26V177L25 178H27V177H30V179L28 180H26L25 178H24V180L22 179V178H20V177H18V179L20 178V180H18L17 179V181H16ZM137 175V176H136ZM145 175H149V173L148 174H145ZM173 176L172 178H171V176ZM188 175V179H189V181L187 182V176ZM133 176V177H132ZM134 176H135V178H134ZM150 176L152 177V179H154L153 178V175H151L150 174ZM178 176V177H177ZM208 176V177H207ZM185 177H186V179H185ZM195 179H194V178ZM42 178V179H41ZM50 178V179H49ZM54 180H53V179ZM131 178V179H130ZM174 178V179H173ZM197 178V179H196ZM210 178V179H209ZM229 180H228V179ZM33 179V180H32ZM43 179H45V181H44V183L42 184V180ZM134 179V180H133ZM158 179V180H159ZM179 181H178V180ZM181 179H182V181H181ZM185 181H184V180ZM228 180V184H229V186H227V187H229V188H227L226 187V185L225 184H223V182H225V180ZM35 180V181H34ZM54 182H53V181ZM127 180H129V181H127ZM173 180V181H172ZM175 180V181H174ZM177 180V181H176ZM200 182H199V181ZM204 181V182H201V181ZM223 180V181H222ZM226 180V181H227ZM16 183H15V182ZM18 181L21 183L20 184V186L18 187V185L19 184H17L18 183ZM30 181V182H29ZM32 181V182H31ZM153 182H155L154 180H152ZM198 181V182H197ZM210 181V182H209ZM217 181H221V183H219V182H217ZM230 181V182H229ZM34 182V183H33ZM36 182V183H35ZM39 182V183H38ZM52 182V183H51ZM192 182V183H191ZM207 183V185H205L206 183ZM13 183V184H12ZM33 183V184H32ZM47 183V184H46ZM137 183V182H136ZM189 183H191V184H189ZM198 183H201V186H199L200 184H198ZM213 183V184H212ZM218 183H219V185H218ZM17 184V185H16ZM46 184V185H45ZM49 184V185H48ZM135 184V185H134ZM222 184V185H221ZM53 185V186H52ZM138 185V184H137ZM191 185L193 186V188L191 187ZM216 185V186H215ZM223 186V185H225V186H223L222 188L223 189H225V190H223L222 188H219V186ZM203 186V187H202ZM206 186V187H205ZM213 186V187H212ZM220 186V187H221ZM26 187V188H25ZM195 187V188H194ZM28 188V189H27ZM201 188V189H200ZM202 188H204V189H202ZM207 188V189H206ZM211 188V189H210ZM231 188V189H230ZM25 189V190H24ZM193 189V190H192ZM206 189V190H205ZM234 189V190H233ZM199 191V192H196V191ZM218 190V193L216 192ZM226 190H230V192H231V190H232V192L231 193H229V192H227ZM189 191H190V194H189ZM225 191V192H224ZM234 191V192H233ZM28 192V193H27ZM198 193H200V195L201 196H198V197H203V198H205L206 200H207V203H202V205H205V206H203V207H206V206H208V208H204V210H203V207H202V205L200 206H198L197 208L194 206L195 204V202H194V197L196 196V194H198ZM204 193V194H203ZM233 193V194H232ZM169 194V195H168ZM172 194V195H171ZM177 194H182L179 198H178V196H177ZM212 194H213V196H212ZM229 194H232V198H231V195H229ZM235 194V195H234ZM186 197H184V196ZM195 195V196H194ZM229 195V196H228ZM30 196V197H29ZM169 196V197H168ZM170 196H172V197H170ZM174 196V197H173ZM177 196V197H176ZM207 196V197H206ZM210 196V197H209ZM226 196V197H225ZM228 196V197H227ZM189 197H191V199H189ZM229 197H230V199H229ZM233 197H234V199H233ZM236 197V198H235ZM32 198H34V197H32ZM168 198H170V199H168ZM180 198H181V200H183V201H181L180 200ZM211 198V199H210ZM180 201H179V200ZM234 200L235 202H233L232 200ZM238 199V200H237ZM174 200H175V204H173L174 203ZM187 200V202H189L188 204L189 205H187V204H185V203H187V202H185V201ZM192 200V201H191ZM223 201V203H222V201ZM176 201H178V202H181L180 204L181 205H183V207L181 206V205H179L178 204V202H176ZM218 201H220V203L218 202ZM229 201V202H228ZM230 201H231V203H230ZM182 202H184V203H182ZM192 202V203H191ZM194 202V203H193ZM217 202V204L215 205V203ZM228 204H227V203ZM170 203H172V204H170ZM208 203H210L209 205H208ZM235 203H236V205H235ZM168 204V205H167ZM170 204V205H169ZM178 206H177V205ZM191 204H193V205H191ZM215 206H214V205ZM218 204H220V205H218ZM190 205H191V207H190ZM224 205V206H223ZM228 205V206H227ZM231 205H235L234 206V209H233V207L231 206ZM187 206V207H186ZM215 208H214V207ZM226 206H227V209H228V211H229V209H230V213L228 212L227 213V209H226ZM195 207V208H194ZM202 207V208H201ZM221 207H223V208H221ZM225 207V208H224ZM176 208V209H175ZM183 210H182V209ZM187 208V209H186ZM201 208L202 210H200V211H202V212H200V211H198L199 209ZM212 208H214V209H212ZM220 208V209H219ZM170 209H172V210H170ZM193 211V214H196V215H193L192 214V212L190 211ZM197 209V210H196ZM226 209V210H225ZM232 209V210H231ZM177 210V211H176ZM188 212V215H187V212ZM212 210V211H211ZM216 210V211H215ZM173 211V212H172ZM176 211V212H175ZM180 211L182 212V216H181V214H180ZM183 211H185V213H183ZM191 213H190V212ZM196 211V212H195ZM204 211V212H203ZM220 211H221V213H220ZM223 211H224V213L226 214H228L229 216H227V214H226V216H224L225 214H223ZM177 212H179V214L177 213ZM200 212V213H199ZM206 212V213H205ZM209 212V213H208ZM214 212V213H213ZM231 212H232V214L233 215H230L231 214ZM234 212V213H233ZM241 212H242V214H241ZM176 213V214H175ZM206 214V216L204 215H202V214ZM216 213V214H215ZM237 213V214H236ZM190 214V215H189ZM208 214H212L211 216H212V219H214L215 217H219L218 219H214L215 221H208V219H206V217L208 218ZM215 214V215H214ZM218 214V215H217ZM236 214V215H235ZM248 214V215H247ZM177 215H179V216H177ZM183 215H184V217H183ZM185 215H186V217H185ZM193 215V216H192ZM239 215V216H238ZM241 215H243V216H241ZM214 216V217H213ZM232 216H234V217H232ZM183 217V218H182ZM222 217H224L223 219H222ZM228 217V218H227ZM236 217V218H235ZM242 218V220H239V219H241ZM220 218H221V220H220ZM231 218V219H230ZM188 219H190V220H188ZM225 219V220H224ZM228 219H230V221H231V223H230V221L228 220ZM248 219V220H247ZM252 219V220H251ZM187 220V221H186ZM192 220V221H191ZM204 222V221H207V222H205V223H203L202 221ZM247 220V223L244 225V221H246ZM250 220V221H249ZM254 220V221H253ZM218 221H220V222H218ZM235 221V222H234ZM251 221H253V223L251 222ZM210 222V223H209ZM238 222V223H237ZM250 222V225L248 224ZM206 223H207V226H206ZM235 223H237L238 225H240L241 223V225H242V227L240 226V227H238V225L237 224H235ZM240 223V224H239ZM254 223H257V225H254ZM209 224V225H208ZM222 224V226L220 227V225ZM247 224H248V227H247ZM10 222H8L7 220H5L2 224H1V229L4 231V232H6L7 230H9V228H10ZM230 225V226H229ZM236 225H237V227H236ZM251 225H253V227H254V229L252 228V226ZM199 226V227H198ZM235 226V227H234ZM244 226H246V228L244 227ZM200 227L202 228V229H200ZM250 227V228H249ZM228 228L231 230H228ZM235 228V229H234ZM243 228H244V230H243ZM221 229V230H222ZM245 229L247 230V231H245ZM208 230V231H207ZM235 230V231H234ZM240 230V231H239ZM258 231V232H256V231ZM197 231V232H198ZM205 231V232H204ZM227 231V232H226ZM238 231V232H237ZM243 231H244V233H243ZM256 233H255V232ZM232 232V233H231ZM206 233V234H205ZM208 233V234H207ZM253 233H255V234H253ZM233 234V235H232ZM251 234H252V238H251ZM258 234V235H257ZM207 235V236H206ZM230 235H232V236H230ZM235 235H237V236H235ZM243 235V236H242ZM256 235V236H255ZM234 236V237H233ZM245 236V237H244ZM248 236V237H247ZM260 237V238H259ZM219 238H220V240H219ZM226 238H229V239H231L232 240V238H233V240L231 241V240H229V242L228 243H226ZM249 238V239H248ZM236 239V240H235ZM241 239H243V240H241ZM252 241H251V240ZM237 240H239V241H241V242H238ZM218 241V242H217ZM221 242V244H220V242ZM236 241V242H235ZM230 242H232V243H234V245L236 244V245H238V243L240 244V243H242V247H238V246H240V245H238V246H234L233 247V245H230V246H227V245H229V244H231ZM227 244V245H226ZM15 246V247H14ZM14 247V248H13ZM227 247V248H226ZM15 248H17V249H15ZM243 250H242V249ZM237 249H239L238 250V252H237ZM244 249H245V251H244ZM10 250H11V253H10ZM13 251V252H12ZM9 252V253H8ZM7 255V256H6ZM17 256V257H16ZM36 257H37V259H36ZM36 257H33V258H30V260L28 261V264H41V257H39V256H36ZM9 258V259H8ZM16 258V259H15ZM35 258V259H34ZM5 259H6V261H7V263L8 264H15V262H16V264H18L19 263V261H20V248L18 247V246H16V245H12L11 246V248L6 252V254H5ZM12 259V260H11ZM14 259V260H13ZM19 259V260H18ZM38 259H39V261H41V262H39L38 261ZM10 260V261H9ZM16 260V261H15ZM13 261H15L14 263H13ZM11 262V263H10Z\"/></svg>",
	"mask_w": 264,
	"mask_h": 264
}]
</instances>
